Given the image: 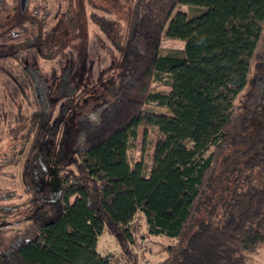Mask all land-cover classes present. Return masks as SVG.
I'll return each instance as SVG.
<instances>
[{
    "label": "trees",
    "instance_id": "obj_1",
    "mask_svg": "<svg viewBox=\"0 0 264 264\" xmlns=\"http://www.w3.org/2000/svg\"><path fill=\"white\" fill-rule=\"evenodd\" d=\"M73 1L27 0L20 12L19 0H0V69H33L37 57L45 58V44L53 47ZM177 6L203 11L187 18L174 13ZM90 19L102 32L115 24ZM114 28L122 31L111 41L118 66L74 122L77 162L55 168L47 213L42 198L26 195L36 208L25 225L0 228V264H119L95 251L102 232L116 243L121 264H136L135 216L146 237L174 242L159 264H246V254L264 245V0H129L124 24ZM162 36L183 43L182 57L159 54ZM153 83L168 91L152 90ZM17 87L27 102L26 90ZM39 122V114H25L15 102L8 131L14 163ZM139 127L160 135L147 176L141 164L127 161ZM39 138L37 148L45 142L44 134ZM38 152L31 175L43 183L60 156L47 161L46 150ZM228 153L241 161L233 164V187L214 196L216 170ZM12 196L0 192V215L17 212L4 203ZM206 203V219L196 221Z\"/></svg>",
    "mask_w": 264,
    "mask_h": 264
},
{
    "label": "rangeland",
    "instance_id": "obj_2",
    "mask_svg": "<svg viewBox=\"0 0 264 264\" xmlns=\"http://www.w3.org/2000/svg\"><path fill=\"white\" fill-rule=\"evenodd\" d=\"M127 1L129 0L73 1L66 16L55 29L53 47H50L48 43L45 44V58L37 57L33 69L21 71L13 64L1 67L0 192L13 193L11 199L4 203L12 204L17 212L8 216L0 215V228L18 230L25 225L24 217L36 208L25 203L26 195L33 194L42 198L43 210L47 213L45 202L55 197V189H57L55 168L59 166L73 169L75 161L77 162V157L72 154L78 139L74 122L80 112L96 102L97 95L103 94L102 89L111 81L113 72L118 66L119 53L111 41L115 40L114 25L119 23L122 27L125 22ZM202 11L198 8L177 6L174 13H183L187 18H191ZM90 15L113 21L115 24L108 25L105 32H102L91 21ZM119 31L118 28L116 32L121 38L122 31ZM182 51L183 43L161 37L159 46L161 56L180 58ZM17 85H21L26 90L27 102L21 100ZM151 88L154 91H168L166 86L157 83H153ZM16 101L21 103L23 113L39 114L40 122L24 145V152L18 156V162L14 163L12 153L15 149L13 148L15 141L11 140L12 133L8 131H11ZM148 110L158 112L154 106ZM41 134L45 136V142L40 147L46 150L45 159L50 160L56 153L59 154L52 158L58 156L60 158L59 163L50 165V175L46 181L35 183L31 175L33 171L31 159L40 149L37 148V143ZM136 135V142L128 147L127 161L129 165L141 164L147 176L152 165L153 145L160 135L155 128L148 127H139ZM185 146L189 148L190 144L186 143ZM38 153L40 155V152ZM239 159L229 155L225 158V162L219 164L215 178L217 187L212 191L214 196L219 195V192L222 195L232 189L231 181L236 173L233 164H239L241 162ZM41 165L44 170H47L46 161L41 159ZM25 190L27 194L23 192ZM209 207L207 203L203 206L196 221L206 219V211ZM131 224H136L139 229V234L135 235L136 244L138 241L144 242L140 257L135 255L136 264H159L167 258V247L173 245V241L164 237H146L145 225L140 216H135ZM95 251L101 256L112 255L119 264L122 263V256L116 243L104 232L97 237ZM246 258V264H264V245L259 246L253 254H246Z\"/></svg>",
    "mask_w": 264,
    "mask_h": 264
},
{
    "label": "built area",
    "instance_id": "obj_3",
    "mask_svg": "<svg viewBox=\"0 0 264 264\" xmlns=\"http://www.w3.org/2000/svg\"><path fill=\"white\" fill-rule=\"evenodd\" d=\"M135 245V247H134ZM144 246V242L143 241H138L137 244L136 242H134V244L132 245V249H133V252L135 253V255L137 257H140L141 255V248Z\"/></svg>",
    "mask_w": 264,
    "mask_h": 264
},
{
    "label": "water",
    "instance_id": "obj_4",
    "mask_svg": "<svg viewBox=\"0 0 264 264\" xmlns=\"http://www.w3.org/2000/svg\"><path fill=\"white\" fill-rule=\"evenodd\" d=\"M27 0H19L20 12L23 11Z\"/></svg>",
    "mask_w": 264,
    "mask_h": 264
}]
</instances>
